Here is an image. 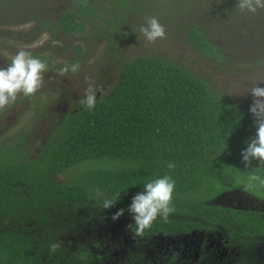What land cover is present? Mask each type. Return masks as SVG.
<instances>
[{"label":"trees","instance_id":"1","mask_svg":"<svg viewBox=\"0 0 264 264\" xmlns=\"http://www.w3.org/2000/svg\"><path fill=\"white\" fill-rule=\"evenodd\" d=\"M167 1L0 0V12L16 6L21 13L18 26L33 24L22 40L47 35L62 45L57 58L80 67L94 47L105 43L110 76L116 75L112 86L107 81L98 84L91 111L79 103L82 98L75 105L69 99L56 120L42 110L51 125L32 156L28 151L35 139L32 131L15 146H0V264H160L148 255L153 244L145 247L139 241L159 237L181 242L199 235L205 244L224 231L225 244L236 246L243 254L239 263H244L249 249L264 243V210L210 203L227 191H242L264 202L259 182L244 190L253 171L258 169L264 177V165L253 160L246 168L242 162L241 152L256 134L250 108L232 102L206 74L179 60L161 54L121 58L125 41L133 37L132 21L146 24ZM210 2L214 6L188 19L182 30L201 60L227 71L225 40H240L245 47L241 42L245 29L236 30L237 23L231 29V22L236 17L243 22L251 13L240 11L238 0ZM5 23L4 14L0 24ZM75 38L83 45H77L72 55L71 43L61 42ZM33 56L51 67L41 52ZM168 163L175 168L169 170ZM164 175L175 181V211L167 220L157 217L141 236L128 229L130 234L119 242L101 234L94 245L69 243L70 234L85 229L94 234V223L113 221L120 209L124 214L119 220L126 227L134 223L127 210L132 197L146 182ZM96 188L104 193L100 199L93 198ZM118 192L115 207L104 210L103 199ZM58 240L64 244L50 252L49 245Z\"/></svg>","mask_w":264,"mask_h":264},{"label":"rangeland","instance_id":"2","mask_svg":"<svg viewBox=\"0 0 264 264\" xmlns=\"http://www.w3.org/2000/svg\"><path fill=\"white\" fill-rule=\"evenodd\" d=\"M211 0H168L159 6L154 17L164 26L166 32L165 39H158L155 43H149L143 34L139 31L141 25L139 21H132L134 25L133 37L126 40L121 49V58L129 56H141L147 54H161L179 60L181 63L188 65L206 74L210 81L225 96L239 106L249 107L253 103V96L250 89L253 86L264 88V17L258 8L256 13H251L243 22L237 21V17L231 22V29H235V23L238 27L236 30L241 32V43L231 39L225 40L223 54L227 56L226 69L220 70L216 64L208 63L199 58V56L187 44L183 26L188 19L194 15L203 13L209 6H214ZM218 2V1H215ZM221 3L220 6H223ZM7 9L0 12V18L5 14L6 23L0 24V67H7L13 56L21 49L31 53L41 52L46 59L51 62V67L44 73V83L42 88L33 96L25 97L22 94L17 97L15 103L0 110V146L3 148L15 146L24 134L32 131L35 135L33 143L28 144L29 155L32 156L40 142V137L44 135L51 125L49 119H45L41 114L45 110L46 114L54 116L56 120L59 115L64 113L68 106V100L83 98L85 89L88 87L86 78L94 83L97 87L101 82L107 81V86H112L116 80V75L110 76L112 70L108 68L110 52L104 51L105 43L94 47L93 53L87 59L86 63L79 68L76 73L69 72L66 76L58 75L59 65L64 67L65 61L57 58L56 54L62 45L50 40L47 35L35 37L31 40H22L20 36L26 34L32 29L33 24L22 27L18 26L21 13H17V8ZM258 19V20H256ZM259 26L256 23H259ZM256 22V23H255ZM14 24V26L12 25ZM253 29V30H252ZM17 34L19 37L14 36ZM237 35H240L239 33ZM219 36V34H216ZM36 40V41H35ZM32 41V42H31ZM82 39H73L61 42L64 46L71 43L70 51L74 54L73 49L77 45H83ZM31 42V43H30ZM236 48V50H234ZM88 54V53H87ZM89 55V54H88ZM113 72V71H112ZM103 93V92H102ZM20 142V141H19ZM94 234L89 229L77 231L68 237L69 243L91 242L94 239H104L117 242L123 237H127L128 228L124 221H101L100 226L94 223ZM125 234V235H124ZM122 236V238H121ZM156 238V239H155ZM151 241L141 240L138 245L153 244V247L163 246L166 244L165 238L155 237ZM214 242V241H213ZM147 243V244H145ZM213 250L212 246L209 251Z\"/></svg>","mask_w":264,"mask_h":264},{"label":"clouds","instance_id":"3","mask_svg":"<svg viewBox=\"0 0 264 264\" xmlns=\"http://www.w3.org/2000/svg\"><path fill=\"white\" fill-rule=\"evenodd\" d=\"M237 8L240 11L245 9L248 12L256 13L258 8L264 9V0H238ZM139 31L149 43H155L158 39H165L166 32L164 26L155 17L146 19V24L141 25ZM126 36L127 33H124ZM80 68L79 64L65 65L58 70V75L66 76L69 72L76 73ZM46 62L33 56L30 51L19 50L12 58L7 67H0V110L15 103L19 95L25 97L35 95L43 86L44 73L47 71ZM88 87L85 89L83 98L79 101L87 110L91 111L97 103L98 89L93 82L86 78ZM253 96V103L250 106V113L254 117L256 134L247 143V147L241 152L242 162L248 168L253 160L264 165V88L253 86L250 89ZM167 168H175L173 163H168ZM257 170L248 175V183L244 185V190L253 188L252 182H259L260 187H264V177L257 174ZM175 191V181L169 175L150 180L144 184L143 191L132 197L128 207V212L132 216L134 223L127 228L134 236H141L146 229L151 228L157 217L167 220L169 215L175 211L172 206L173 193ZM104 193L96 188L94 199H100ZM120 198V193H116L111 198L103 199V209L107 210L115 207ZM124 214V209L117 211L111 219L119 220ZM64 244L63 240H58L49 245V250L55 253Z\"/></svg>","mask_w":264,"mask_h":264},{"label":"flooded vegetation","instance_id":"4","mask_svg":"<svg viewBox=\"0 0 264 264\" xmlns=\"http://www.w3.org/2000/svg\"><path fill=\"white\" fill-rule=\"evenodd\" d=\"M213 200L214 199H212L210 203ZM220 202L216 205L237 210H264V202L252 197H249L245 201L225 199L222 200L221 203ZM225 237L224 231L222 234L217 233V235H215L214 242L213 240H207L208 243L205 244H202L203 237L199 235L198 237L193 236L188 239L184 238L181 242L170 240L166 242V244H163L165 247H153L155 248L154 250L150 249L147 252L148 255L150 254L151 257L160 264H162L163 261H167L168 264H264V243L253 250L249 249L250 251L245 255L247 259L246 262L239 263L238 259L240 255L243 254L238 252L236 246L232 247L226 245V241L223 240ZM199 241L201 242L200 245H198ZM211 246L213 250L209 251ZM195 250L197 252L196 256L194 254ZM200 259L202 260L201 262Z\"/></svg>","mask_w":264,"mask_h":264},{"label":"water","instance_id":"5","mask_svg":"<svg viewBox=\"0 0 264 264\" xmlns=\"http://www.w3.org/2000/svg\"><path fill=\"white\" fill-rule=\"evenodd\" d=\"M249 197H251L249 194L244 193L242 191H227V192H224V193L220 194L217 198H215L211 202V204H215V205L219 204L220 201L222 202V200H225V199H232V201L233 200L245 201Z\"/></svg>","mask_w":264,"mask_h":264}]
</instances>
